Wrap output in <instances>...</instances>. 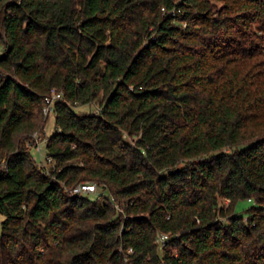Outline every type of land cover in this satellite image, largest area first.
Listing matches in <instances>:
<instances>
[{
	"label": "trees",
	"instance_id": "1",
	"mask_svg": "<svg viewBox=\"0 0 264 264\" xmlns=\"http://www.w3.org/2000/svg\"><path fill=\"white\" fill-rule=\"evenodd\" d=\"M0 264H264V0H0Z\"/></svg>",
	"mask_w": 264,
	"mask_h": 264
},
{
	"label": "rangeland",
	"instance_id": "2",
	"mask_svg": "<svg viewBox=\"0 0 264 264\" xmlns=\"http://www.w3.org/2000/svg\"><path fill=\"white\" fill-rule=\"evenodd\" d=\"M91 109H94V110H97V106H96V104H87V105H82V106H79V107H76V110L77 111H87V110H91ZM54 123H55V116H54V114H51L50 115V117H49V119H48V121H47V124H46V128H45V132L44 133H42L41 134V136H42V141H43V145H42V152L40 153V152H38L37 150H36V148H32L31 149V153H32V156L36 159V161L38 162V163H41L42 162V160H44V158H45V153H46V147H45V144H46V142H47V140H48V138H49V135H51L53 132H54ZM44 164H45V167H46V169H48V168H50V167H52L53 165V162H51V163H49V162H43ZM100 190V188H98V186H97V192L96 193H92V194H90V196L92 197V198H94V199H96V198H98V197H100V194L101 193H103L104 195H106V196H110V192H109V190L108 189H105V190H102V191H99ZM250 205V203L249 202H247V201H241L240 203H239V209H241V208H246V207H248Z\"/></svg>",
	"mask_w": 264,
	"mask_h": 264
},
{
	"label": "built area",
	"instance_id": "3",
	"mask_svg": "<svg viewBox=\"0 0 264 264\" xmlns=\"http://www.w3.org/2000/svg\"><path fill=\"white\" fill-rule=\"evenodd\" d=\"M60 97V94L56 93L55 91L53 92L52 96L47 98V105L45 106V113L46 114H51L53 112V102L56 98ZM43 141H42V136L40 133L36 132L33 134V141L31 142V146L32 148H36V150L38 152H42V145H43ZM46 147V144H45ZM45 158L44 160H42V162L47 161L49 163L52 162L51 158L46 156L45 153ZM97 192V185L95 183H91V182H83L78 184L76 187H74L72 189V193L73 194H90V193H95ZM167 238V235H163L161 237V240L164 241Z\"/></svg>",
	"mask_w": 264,
	"mask_h": 264
}]
</instances>
